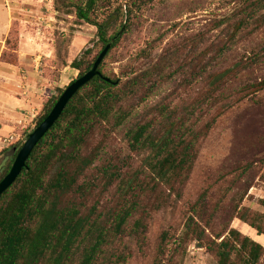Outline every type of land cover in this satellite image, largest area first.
I'll use <instances>...</instances> for the list:
<instances>
[{
    "label": "trees",
    "instance_id": "1",
    "mask_svg": "<svg viewBox=\"0 0 264 264\" xmlns=\"http://www.w3.org/2000/svg\"><path fill=\"white\" fill-rule=\"evenodd\" d=\"M155 1L54 0L56 10L97 29L92 45L70 64L78 71V78L93 68L107 45L112 47L99 66L100 75L70 100L35 147L27 169L1 196L0 264H127L131 258L127 239L141 242L147 232L145 196L158 186L176 191L177 186L186 184L197 161L200 141L207 137L218 118L233 104L264 91V78L244 81L264 64V42L259 40L264 29V0H234L236 5L231 13L213 25L220 32L219 43L205 44L204 65L199 74L203 93L195 104L182 107L181 112L163 104L140 111V105L167 84L172 61L165 58L161 67H152L144 75L131 72L125 80L107 62L124 37L143 24L145 12ZM16 34L17 46L10 50L14 61L6 58L10 57V37L0 59L14 66L19 64L21 42V33ZM164 39L160 33L158 43ZM242 43L247 44L251 56L226 64L227 54ZM147 52L144 49L137 59ZM57 57L62 60L60 49ZM210 58L212 61L208 62ZM67 65L66 59L61 61L62 67ZM187 68H191L190 64ZM157 77L160 81L151 85ZM239 82L241 85L234 88ZM57 91L45 100L39 115L21 133L23 138L1 152L15 150L11 162L0 170V182L9 173L26 136L50 114L65 88L57 87ZM138 98L140 103L136 105ZM198 108L202 116L195 119ZM108 130L121 135L132 153L144 157L141 171L131 169L132 172L122 174L116 166L106 163L99 149L84 155L92 136ZM141 175L146 182L141 181ZM104 178L105 189L116 188L118 193V202L109 208H102L100 200L89 202L91 190ZM230 192L231 188L226 189L214 200L210 190H205L170 249L168 244L160 245L155 264L177 263V257L191 243L207 248L218 264H260L264 257L260 243L234 228L216 231L214 217ZM246 195V190L234 193L232 214L264 236V214L242 205Z\"/></svg>",
    "mask_w": 264,
    "mask_h": 264
},
{
    "label": "rangeland",
    "instance_id": "2",
    "mask_svg": "<svg viewBox=\"0 0 264 264\" xmlns=\"http://www.w3.org/2000/svg\"><path fill=\"white\" fill-rule=\"evenodd\" d=\"M6 2L0 0L2 27L7 22ZM43 4L39 13L43 15L37 17L36 22L23 23L15 19L6 37V39L10 37L8 39L10 57H6L10 61H14L12 49L17 46V31L28 32L32 41L41 44V47H36L35 52H28V69L24 68L20 72L28 83L32 82V86L41 89V92H29L23 88L25 84H22L23 95L30 100L26 109L30 113V118H26L28 113L23 115L24 118L21 119L23 124L15 130L17 136L12 142L4 143L0 153L23 138L21 133L39 115L45 100L58 92L57 87L66 89L78 78V71L71 68L70 64L92 45L96 37L97 29L94 26L79 22L73 15L59 12L55 8L54 0H44ZM235 5L234 0H156L150 6L151 8L144 14L143 24L139 25L133 34L124 37L118 50L107 62L116 75L125 80L131 72L136 71L139 75H144L152 67H161L165 58L172 61L171 77L166 80L167 84L146 103H142L140 111L145 107L163 104L181 112L182 107L195 104L203 93L199 74L204 65L202 55L205 52V44L219 43L217 37L220 32L214 30L213 25H217V21L229 15ZM14 21L16 23L13 25ZM160 33L165 36L162 43H158L157 40ZM260 39L264 42V29L259 35ZM59 49L60 58L67 60L66 67L61 66L62 60H57ZM144 49L148 50L147 55H141L140 59H137ZM249 51L247 44H240L234 52L227 54L226 64L250 57ZM209 61H212L211 58ZM188 64L191 68H187ZM2 70L1 67L0 72ZM27 73H30L31 81ZM247 78L248 80L244 81L248 83L263 79L264 64L260 70L249 74ZM155 80L160 81V77L152 79L150 84L152 85ZM240 85L239 82L234 88ZM22 103L26 106L25 102ZM139 103L138 98L135 104ZM195 114V119L201 118L200 108ZM95 149L102 150L106 163L110 162L111 166H116L124 175L132 171H141L143 168L144 157L132 153L117 132L108 130L93 135L84 150V155L89 156ZM14 153L15 150H11L0 154V170L11 162ZM140 177L142 182L147 181L143 175ZM106 184L105 178L96 182L98 187L91 190L90 203L100 200L102 208H109L118 202L116 188L107 191L104 187ZM177 187L176 191H170L164 186H158L145 196L144 203L149 214L147 232L141 237V242L127 239L131 253L127 264H155L160 245L168 244L170 249L173 239L181 235L188 217L191 216V208L205 190H210L211 198L214 200L221 193H225L226 189L232 190L214 217L216 231H222L226 227L234 228L264 247V236H259L254 229L234 218L230 208L234 193L246 190L247 195L242 205L264 214V91L239 104H233L222 117L218 118L207 137L200 141V151L189 180L183 186ZM163 237L166 238L165 241ZM183 256L184 260L180 263L179 260ZM171 264H218V262L207 248H199L196 243H191L186 251L177 257V263ZM260 264H264V257Z\"/></svg>",
    "mask_w": 264,
    "mask_h": 264
},
{
    "label": "crops",
    "instance_id": "3",
    "mask_svg": "<svg viewBox=\"0 0 264 264\" xmlns=\"http://www.w3.org/2000/svg\"><path fill=\"white\" fill-rule=\"evenodd\" d=\"M7 6V22L4 27L0 25V56L5 48L4 40L8 36L12 21L17 19L23 23H32L31 21L37 20V17H41L43 14H39L41 7L44 5V0H6ZM9 1L11 3H9ZM42 20V19H41ZM29 33L23 31L21 33V43L19 52V64L14 66L9 63H1L3 70L0 72V149L4 148V139L10 135L17 136L15 130L18 126L23 124L21 121L23 115L27 112L28 102L27 97H24L22 84H25L23 88L31 91H40L33 87L32 82L28 83L26 77L21 72L22 69H28V52H35L37 48L41 47L36 41L30 42ZM44 44V43H43ZM37 47V48H36ZM41 50V49H40ZM28 72V71H27ZM33 73V72H32ZM30 76V73H27ZM41 92V91H40ZM19 99L15 101L14 99ZM32 100V98H31ZM22 102H25L26 106ZM24 118V117H23Z\"/></svg>",
    "mask_w": 264,
    "mask_h": 264
},
{
    "label": "water",
    "instance_id": "4",
    "mask_svg": "<svg viewBox=\"0 0 264 264\" xmlns=\"http://www.w3.org/2000/svg\"><path fill=\"white\" fill-rule=\"evenodd\" d=\"M123 31L124 29L117 35L114 41L122 35ZM111 47L112 44L107 45V47L103 50V52L100 54L97 61L93 65V68L82 77L77 78L65 89L50 114L37 128H35L26 136L22 147L15 156L9 173L0 182V198L16 182L21 173L25 169H27V161L30 158L35 147L58 121L60 116L65 111L70 100L81 88L86 86L96 76L100 75L99 66L105 59Z\"/></svg>",
    "mask_w": 264,
    "mask_h": 264
},
{
    "label": "built area",
    "instance_id": "5",
    "mask_svg": "<svg viewBox=\"0 0 264 264\" xmlns=\"http://www.w3.org/2000/svg\"><path fill=\"white\" fill-rule=\"evenodd\" d=\"M41 33L39 32V35H40ZM37 61V60H36ZM26 118H30V113H28V114H26ZM15 138V136H12L10 139H5V143H10V142H12V140Z\"/></svg>",
    "mask_w": 264,
    "mask_h": 264
}]
</instances>
